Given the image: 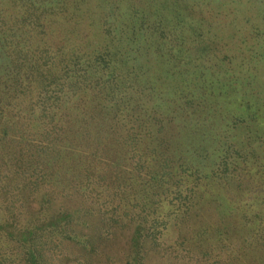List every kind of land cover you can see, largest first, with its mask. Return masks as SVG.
I'll return each mask as SVG.
<instances>
[{"label": "trees", "instance_id": "trees-1", "mask_svg": "<svg viewBox=\"0 0 264 264\" xmlns=\"http://www.w3.org/2000/svg\"><path fill=\"white\" fill-rule=\"evenodd\" d=\"M194 5L0 0V264H264V82Z\"/></svg>", "mask_w": 264, "mask_h": 264}, {"label": "rangeland", "instance_id": "rangeland-1", "mask_svg": "<svg viewBox=\"0 0 264 264\" xmlns=\"http://www.w3.org/2000/svg\"><path fill=\"white\" fill-rule=\"evenodd\" d=\"M223 1L195 0V5L193 6L197 15H200L199 11H201L208 18L212 17V15H215L216 19L220 18L221 20L222 18L219 23L221 31H223L221 26L223 20L228 23L226 26L228 31H224L222 35L220 34L222 41L220 44L218 41L217 47L213 49L216 50V54L211 53L206 63L221 68L222 72L223 68L238 66L239 72L237 76L241 77V82H244V77L250 78L251 76L252 80L256 82H259V80L264 82V0H234V2L226 5L223 4ZM92 5L95 9L87 8L86 15L93 18L96 16L97 10L95 5ZM83 7H86V4H83ZM208 11L212 12V15L206 14ZM89 21L87 22V30H92L95 26H89ZM233 26L237 27L236 30ZM257 30H261L258 40L252 35ZM245 87L247 88V86ZM243 91L245 90L243 89ZM262 94L264 97V92ZM240 99L244 100L242 97L237 96L234 102L238 104ZM262 102H264V98H262ZM238 130L239 136V133L241 134L243 130L239 127ZM205 208L211 212L209 215L214 214L213 218L218 216L213 211L212 205H206ZM203 214H205L204 210L200 211V215ZM209 215L208 219L204 220L207 223L205 226L212 225L213 222L218 224ZM119 240H123V238H119Z\"/></svg>", "mask_w": 264, "mask_h": 264}]
</instances>
